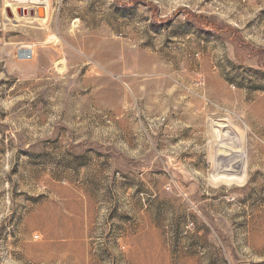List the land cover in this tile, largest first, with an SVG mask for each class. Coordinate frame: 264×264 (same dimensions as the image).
Instances as JSON below:
<instances>
[{"label":"rangeland","instance_id":"rangeland-1","mask_svg":"<svg viewBox=\"0 0 264 264\" xmlns=\"http://www.w3.org/2000/svg\"><path fill=\"white\" fill-rule=\"evenodd\" d=\"M0 264H264V0H0Z\"/></svg>","mask_w":264,"mask_h":264},{"label":"bare ground","instance_id":"bare-ground-1","mask_svg":"<svg viewBox=\"0 0 264 264\" xmlns=\"http://www.w3.org/2000/svg\"><path fill=\"white\" fill-rule=\"evenodd\" d=\"M33 11V10H32ZM36 13H38V14H44V8L43 7H37V9H36ZM33 14H34V11H33ZM32 14V15H33Z\"/></svg>","mask_w":264,"mask_h":264},{"label":"water","instance_id":"water-1","mask_svg":"<svg viewBox=\"0 0 264 264\" xmlns=\"http://www.w3.org/2000/svg\"><path fill=\"white\" fill-rule=\"evenodd\" d=\"M28 12H29V15H32L33 14V11L32 10H27V9L26 10L25 9L23 10V13L24 14H27Z\"/></svg>","mask_w":264,"mask_h":264}]
</instances>
